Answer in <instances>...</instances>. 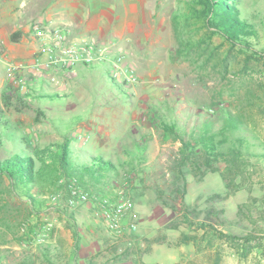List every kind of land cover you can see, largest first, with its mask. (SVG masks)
Instances as JSON below:
<instances>
[{
    "label": "rangeland",
    "instance_id": "rangeland-1",
    "mask_svg": "<svg viewBox=\"0 0 264 264\" xmlns=\"http://www.w3.org/2000/svg\"><path fill=\"white\" fill-rule=\"evenodd\" d=\"M238 1L257 30L249 50L212 33L201 0H99L95 28L59 24L92 45V62H77L69 75L44 69L47 56L30 31L37 20L17 42L0 30V110L11 130L40 148L68 137L78 162L88 160L81 153L111 161L116 175L95 192L123 188L137 227L114 237L90 204L65 206L45 181L30 204L3 177L1 264H264V0ZM13 64L37 79L36 91L16 87ZM7 85L18 91H7L6 102ZM224 112L247 134L237 158L196 150L184 159L161 127L217 128ZM10 150L4 142L0 159Z\"/></svg>",
    "mask_w": 264,
    "mask_h": 264
},
{
    "label": "trees",
    "instance_id": "trees-1",
    "mask_svg": "<svg viewBox=\"0 0 264 264\" xmlns=\"http://www.w3.org/2000/svg\"><path fill=\"white\" fill-rule=\"evenodd\" d=\"M201 1L206 25L212 29V33L221 36L231 47L251 49L250 38L257 35V30L254 23H250V16H246L243 12H247L248 7H244L243 10L241 1L238 0ZM259 23L264 33V17L259 19ZM21 36V33L16 31L10 35L9 39L11 42H17ZM35 80L33 76L26 77L27 86L31 91L37 90ZM44 84V79H41L39 85L43 87ZM7 91L17 94L18 89H13L10 85L5 87L3 98L6 102L10 99L6 95ZM38 97L54 99L58 96L41 93ZM161 127L165 133L178 139L184 159L192 157L196 150L207 159L215 160L225 154H232L233 158H237L241 156L243 146L245 150L248 148L245 128L241 121L229 112H224L217 128L210 121L199 123L189 131L182 130L183 132L178 131L176 122H161ZM4 142L11 144V150L6 151V155L0 159V178H6L10 189L17 191L30 204L35 201L31 192L32 188L39 181H45L54 186L56 190L62 191L64 200L72 189H80L87 192L89 196L95 195L100 199L109 195V193L102 192L101 194L95 190H97L96 187L106 189L109 187L111 179L116 175L113 163L102 159L101 156L84 153L80 155L86 156L88 160L78 162L74 157L68 137L42 148L32 146L15 135L0 110V150ZM127 154L128 157L131 156L130 153ZM262 158H264V152ZM1 262L0 257V264Z\"/></svg>",
    "mask_w": 264,
    "mask_h": 264
},
{
    "label": "built area",
    "instance_id": "built-area-1",
    "mask_svg": "<svg viewBox=\"0 0 264 264\" xmlns=\"http://www.w3.org/2000/svg\"><path fill=\"white\" fill-rule=\"evenodd\" d=\"M30 31L47 56L44 63L45 70L68 69L66 73L69 75L74 73L71 67L77 62L80 61L83 64L92 62V45L84 39H72L65 27L49 25L37 20L30 25ZM8 72L13 75L16 87L27 88L26 77L23 75L21 65L9 66ZM48 79L54 81V76L49 74ZM56 198L57 195H52V200ZM78 204H90L106 231L114 237H121L126 232H133L137 228L136 224L131 221L133 201L123 188H116L101 199L95 195L89 196L87 192L80 189H72L64 205L73 208Z\"/></svg>",
    "mask_w": 264,
    "mask_h": 264
},
{
    "label": "crops",
    "instance_id": "crops-1",
    "mask_svg": "<svg viewBox=\"0 0 264 264\" xmlns=\"http://www.w3.org/2000/svg\"><path fill=\"white\" fill-rule=\"evenodd\" d=\"M99 0H0V30L28 32L31 19L49 25H67L74 30L93 29L101 21Z\"/></svg>",
    "mask_w": 264,
    "mask_h": 264
}]
</instances>
